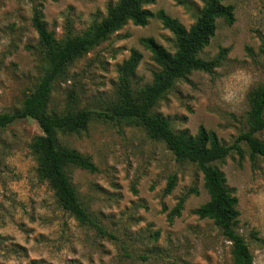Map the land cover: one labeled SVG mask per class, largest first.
<instances>
[{
  "label": "rangeland",
  "instance_id": "obj_1",
  "mask_svg": "<svg viewBox=\"0 0 264 264\" xmlns=\"http://www.w3.org/2000/svg\"><path fill=\"white\" fill-rule=\"evenodd\" d=\"M117 0H0V113L19 110L47 68L44 50L31 25L33 7L42 11L57 42L67 34L84 36ZM232 25L216 21L214 36L197 56L222 60L212 74L193 72L177 80L151 109L174 131L196 134L199 126L231 145L247 130L249 97L264 82V0H228ZM199 0H153L186 29L196 20ZM153 38L170 53L174 37L157 19L144 27L127 23L74 59L53 85L48 114L67 110L109 113L116 105L118 73L131 49L142 59L131 82L133 97L159 71L139 40ZM70 95L74 100L71 101ZM32 119L0 129V264H233L231 246L212 221L193 211L207 202L202 174L177 163L165 145L152 140L135 120L91 117L78 134L58 133L59 146L78 151L96 166L94 173L66 166L65 172L84 208L115 239L79 223L58 203L41 178L39 155L32 149L41 135ZM264 141V131L255 135ZM231 153L216 166L234 190L240 215L235 230L245 239L253 264H264V157ZM175 186L164 190L170 177ZM195 190L197 193H193ZM183 209L168 222L179 199Z\"/></svg>",
  "mask_w": 264,
  "mask_h": 264
},
{
  "label": "trees",
  "instance_id": "obj_2",
  "mask_svg": "<svg viewBox=\"0 0 264 264\" xmlns=\"http://www.w3.org/2000/svg\"><path fill=\"white\" fill-rule=\"evenodd\" d=\"M183 5L184 0H174ZM203 7L195 22L185 28L163 10L152 12L147 5L153 0H117L109 4L106 15L84 36L73 37L67 34L57 42L52 31L43 21L42 11L33 7L31 25L38 42L44 50L47 68L32 91L25 96L19 110L0 113V129L24 119L36 122L42 134L35 138L32 149L39 155L38 171L47 180L58 199L61 208L69 212L79 223L93 227L98 234L115 239L83 207L74 187L65 172L66 166L94 173L96 166L89 157L76 150L64 148L57 143L58 133L78 134L84 131L91 117L103 121L131 119L141 124L152 140L162 142L177 163H190L202 174L203 188L208 200L193 211L199 219L212 221L223 238L230 243L233 264H253V259L245 239L235 230L240 215L234 190L226 185L224 173L216 166L231 153L242 156L241 144H245L253 161L257 156L264 157V141L255 135L264 131V82L250 95V111L247 130L241 132L231 145L222 144L215 132L199 126L196 134L188 130L174 131L168 120L151 109L168 92L177 80H185L193 72L212 74L222 60V49L212 60H202L197 54L205 48L214 36L216 21L227 25L235 21L234 7L225 4L228 0H199ZM152 19H157L165 30L174 37L175 52L170 53L153 38L139 40L148 52L159 71L153 75L150 85L141 89L139 97H133L131 82L142 59V54L131 49L128 58L117 68V103L109 113L81 110L77 113L67 110L61 115L48 114L46 106L54 83L62 77L69 63L87 53L102 42L108 35L118 31L127 23L144 27ZM75 97L70 95L71 101ZM175 186V177L169 178L164 194L168 195ZM197 193L195 190H191ZM184 199L178 200L168 214V222L178 218L183 209Z\"/></svg>",
  "mask_w": 264,
  "mask_h": 264
}]
</instances>
